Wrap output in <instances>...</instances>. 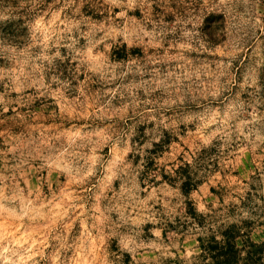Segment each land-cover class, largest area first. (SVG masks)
I'll return each mask as SVG.
<instances>
[{"label":"rangeland","instance_id":"rangeland-1","mask_svg":"<svg viewBox=\"0 0 264 264\" xmlns=\"http://www.w3.org/2000/svg\"><path fill=\"white\" fill-rule=\"evenodd\" d=\"M245 220L264 0H0V264H200Z\"/></svg>","mask_w":264,"mask_h":264},{"label":"trees","instance_id":"trees-1","mask_svg":"<svg viewBox=\"0 0 264 264\" xmlns=\"http://www.w3.org/2000/svg\"><path fill=\"white\" fill-rule=\"evenodd\" d=\"M182 190L189 194L197 187L191 174L185 175ZM190 215L201 223L204 216L190 207ZM253 223L243 221L242 226L232 223L217 229H209L205 237H199L198 248L201 250L198 259L200 264H264V242L257 243L250 238ZM245 233L242 234V232ZM220 237L221 239H218Z\"/></svg>","mask_w":264,"mask_h":264}]
</instances>
